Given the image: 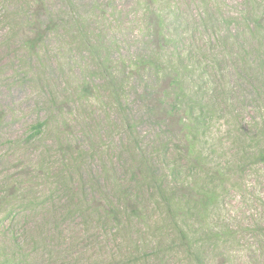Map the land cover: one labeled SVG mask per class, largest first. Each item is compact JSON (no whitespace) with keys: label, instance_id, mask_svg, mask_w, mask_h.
<instances>
[{"label":"rangeland","instance_id":"rangeland-1","mask_svg":"<svg viewBox=\"0 0 264 264\" xmlns=\"http://www.w3.org/2000/svg\"><path fill=\"white\" fill-rule=\"evenodd\" d=\"M262 153L264 0H0V262L264 264Z\"/></svg>","mask_w":264,"mask_h":264},{"label":"trees","instance_id":"trees-1","mask_svg":"<svg viewBox=\"0 0 264 264\" xmlns=\"http://www.w3.org/2000/svg\"><path fill=\"white\" fill-rule=\"evenodd\" d=\"M33 29L35 31L36 36L31 38V39H27L26 40V42L29 44V46L32 49L34 48L35 44H37V42L40 41L39 36H41V34H40L41 25L40 24H34L33 25ZM170 79H175V81L173 83H171L170 85H168L166 88L163 87L162 94L158 95V100H160L162 97H165V92L166 93H169V92L173 93V94H175L174 95L175 103H174L173 107L171 108L169 106L168 108L167 107L164 108V107H162V105L160 103H156V104H152V106L154 105L153 111H165L167 113H170V114L172 113L174 115V112L176 110L183 109V111L181 113L178 112L179 115H178V118H177L178 119V124L180 125L181 129L184 130V131H181L183 134H180L181 135L180 136V140L184 139L183 136H185L187 138L188 134H189L190 138L185 140V152H184L185 155L182 153V151H181V153L183 154V156L186 159H189L190 161H194L195 163H197V162H199V158H197V159H194V157L190 158L189 153L192 151L193 147L196 146V144L197 145L200 144L199 143V136L196 134V132H201L199 129H197V125L202 123V119L200 118V114L199 113L195 114L194 117L191 118L189 113H188V110L186 112L184 110V109H186L187 105L183 104L182 102H179V103L177 102L176 103V97L177 96L180 97V95H182L181 94V87L178 86V84H179L178 75L176 74V75L172 76ZM167 89H170V90H167ZM167 96H171L172 97V94H167ZM189 101H191V100L189 99ZM207 104H208L207 102L204 103V106H206ZM189 110H190L191 113H193V108H189ZM41 127H42L41 123H37L36 126H34L36 131H39V129ZM178 134L179 133H177V135ZM178 150H181V149H178ZM260 159H264V153L260 154ZM168 185H171L173 187V189H178L176 187V185L174 183H172V182H168ZM185 196L186 195H183L182 197H185ZM206 196H207V194H204V193L202 194V196L200 197V199L198 201L199 202V204H198L199 206H201V207L204 206V208L208 206L211 197L209 196L208 201L204 202V199H205ZM192 201L196 203V201L194 199H192ZM183 215H184V212L181 211L179 216H183ZM190 246H191V244L189 242L186 243V241H185L183 243V247H185V249H189ZM193 246H194V244H192V249H193ZM0 264H6V263L5 262H0Z\"/></svg>","mask_w":264,"mask_h":264}]
</instances>
